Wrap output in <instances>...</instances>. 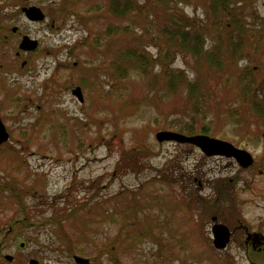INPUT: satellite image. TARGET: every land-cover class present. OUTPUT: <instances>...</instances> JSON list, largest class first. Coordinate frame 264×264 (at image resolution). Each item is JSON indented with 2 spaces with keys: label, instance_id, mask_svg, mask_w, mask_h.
Listing matches in <instances>:
<instances>
[{
  "label": "rangeland",
  "instance_id": "rangeland-1",
  "mask_svg": "<svg viewBox=\"0 0 264 264\" xmlns=\"http://www.w3.org/2000/svg\"><path fill=\"white\" fill-rule=\"evenodd\" d=\"M3 1L1 15L14 17L39 39L42 50L52 47L57 57L44 50L31 74L17 75L19 82L6 84H19L35 102L25 113L15 107L12 115L4 108L0 113L11 135L0 149V186L11 183L10 191L21 193L11 198L4 192L7 198L2 197L0 264H7L1 262L5 254L14 255L12 264H28L30 258L39 264H78L73 255L88 258V264H250L235 240L225 249H216L210 227L214 215L229 227L242 222L250 230L264 232V127L260 118L251 116L234 85L242 68L253 67L258 84L253 92L264 103V0H231L229 5L244 30L231 17L227 26L214 27L207 15L208 0H139L141 14L132 11L123 17L109 11L108 0H78L81 15L73 12L65 20L58 15L61 0ZM22 2L39 5L59 18L61 28L29 23L19 11ZM90 6L92 12L84 13ZM142 14L155 23L167 21L169 14L188 17L193 29L204 34L206 49L217 44L219 29L224 37L234 36V41L238 37L243 52L226 57L217 81L196 70L190 55L176 53L168 64L184 75V84L176 92L163 88L162 81L152 83L151 74H157L165 62L154 45L146 47L154 59L149 76L132 68L126 77L118 76L112 64L126 63L119 51L127 47L125 40L142 34L138 26L146 24ZM86 23L94 25V33L106 23L129 25L132 33L125 30L114 38L105 34L97 50L84 46L91 40ZM157 30L152 26L150 34H142L144 40ZM52 72L55 79L67 83H43ZM27 76L39 83L26 81ZM198 76L205 80L201 90L209 93L199 96L201 113L195 114L196 98L189 96L186 83ZM76 85L81 87L83 102L71 94ZM129 97L133 102L125 100ZM233 108L241 114L230 113ZM118 109L122 112L116 117ZM193 120L211 125L212 136L249 151L253 164L241 167L233 158L207 156L191 144L156 140L157 131H177L174 124ZM33 122L36 129L30 127ZM122 150L137 151V167L116 170ZM188 173L196 178L189 187L183 180ZM84 205L90 212L94 205L95 215L80 209ZM74 209L79 223L87 215L90 224L84 232L79 225L71 226L70 219L63 220ZM28 210L34 228L14 226L8 233L1 229L10 219L29 217ZM139 233L142 240L136 239ZM249 255L264 263V256Z\"/></svg>",
  "mask_w": 264,
  "mask_h": 264
},
{
  "label": "trees",
  "instance_id": "trees-1",
  "mask_svg": "<svg viewBox=\"0 0 264 264\" xmlns=\"http://www.w3.org/2000/svg\"><path fill=\"white\" fill-rule=\"evenodd\" d=\"M77 2L78 0H61L60 5L58 6V15L63 17L62 20H65L68 15L73 12L76 15H81V9L78 8ZM231 2V0H208V2L206 3V10L208 12L207 15L209 16V18H213L211 24L214 27L219 28L222 26H227L226 22L231 17L233 18L235 25H237L240 29L244 30V27H242L237 22L234 10L235 8L229 5L231 4ZM160 3L162 2L160 1ZM97 5L98 7H102L99 4H96V6ZM94 6L95 5H93V7ZM51 7L52 4L50 8L47 7L48 10H51ZM93 7H85L84 13L92 12L91 8ZM107 8L113 15L123 17L131 13L132 11L140 13L139 10L141 9V5L139 4V0H108ZM158 14L156 13V18L158 17ZM143 16L146 19V24H144L143 22L138 23V26L142 30V34H150L152 26H154L155 29H158L157 33L152 34L145 40L143 35L140 34L136 35L135 37H130L129 39L124 41L127 47L120 50L119 52L122 55L123 59L126 60V63L120 62L115 64L113 63V61H111V64L113 63L112 68L115 69V72L118 76L122 75V77H126L129 68L136 69L138 72H140L146 77L149 76V74H151L150 67L154 65V59L152 55L148 51H146V47L154 45L156 48L159 49L158 55H160V57L164 59L165 62H163L165 66L161 64L160 71L155 75L151 74L154 79L152 83H159L162 81L161 86L163 88H165L167 91L176 92L180 88V85L184 84L182 83L184 75L181 70L175 71L168 65L169 62L174 58V55L176 53L185 56L190 55L195 62L194 67L196 70L204 71V75L211 77L213 81H217L218 79L216 75L220 74V72H223L224 66L226 65V57L229 56L230 58V56H232L233 58H235V56H239L240 53L243 52V44L238 37L235 41L234 36L232 37L231 35H229L224 37V35H222V32L219 29L215 32L217 37V44L210 49H206L204 47V34L199 30L193 29V23L188 17L184 18L183 16H179L178 19L174 17V14H169L167 21L161 22L158 20V23H155L152 18H148L147 14H144ZM89 18L93 19V14L90 15ZM92 27L87 23L85 24L86 30H88V33L90 32L89 36L91 37V40L84 43V46H88V48L93 47L97 50H100V48L98 47L99 44H102L101 40L102 38H104L103 36L105 34H113L111 38H114L116 36H119L120 34H123L125 30L132 33V30L130 29L129 25H113L111 23H106L101 28H99V30L95 31L96 33H94ZM160 36H165V38ZM224 44L225 47H223ZM105 45L108 46L109 44L105 43ZM256 75L257 72H255L253 67H244L241 69V71H239L234 85H236V87L238 88V94L242 96L243 103L250 108L251 111L249 112H251V116H256L257 118H260L261 125L264 127V103L263 101H258L253 92L254 89L258 87V84L256 83ZM204 83L205 80L202 79L201 76H198L194 80L188 81L186 83L189 96L191 98H196L193 101V109L195 114H199V112L201 113L200 106L202 104V101L199 99V96H207L208 89L207 92L201 90ZM207 83L209 82L207 81ZM79 84H81V87L86 85V83ZM210 91L213 92L211 88ZM125 100H131V102H133V98L131 97ZM140 101H144L146 105L149 102L147 99H140ZM121 112V109H118L116 117H118ZM233 112L241 114L237 108H233L230 110V113ZM201 116L205 117V114L203 113V115ZM174 127H176L178 132H185V134L204 133L211 136L212 133L214 134L211 125H208L207 123L203 122H197L195 120H193V123L188 124L179 122L178 125L174 124ZM149 150L150 148L147 149V152ZM136 153L137 151H134L131 154L130 152L122 150L120 153V157L116 163V170L119 172L129 168L137 167L139 163V156ZM8 187L13 188V185L10 183ZM11 191L14 192V189H12ZM87 207L88 206L84 205L83 207H80V209ZM91 209L93 210V212H90V210L88 209L86 213H93V215H95L96 208L94 207V205H92ZM75 212L76 209L70 211V213L66 212L64 218H62L63 220L70 219L69 221L71 222V226L73 225L76 229L77 225H79L80 232H84L90 224L89 220L87 219V215L86 213H84L83 218L80 219L81 222L79 223V216H76ZM26 219H28V217H26ZM46 220L47 222H50L49 218H47ZM65 234L68 237V234ZM140 235L141 233L136 234V239L142 240ZM1 262L4 263L5 261L2 259Z\"/></svg>",
  "mask_w": 264,
  "mask_h": 264
},
{
  "label": "flooded vegetation",
  "instance_id": "flooded-vegetation-1",
  "mask_svg": "<svg viewBox=\"0 0 264 264\" xmlns=\"http://www.w3.org/2000/svg\"><path fill=\"white\" fill-rule=\"evenodd\" d=\"M3 4H0V93L2 92V96L0 97V113L2 108L5 111L6 114L12 115L14 114L12 112V107H15L18 113H25L29 110V108L32 107L33 103L35 102V99L32 98V96L27 95L25 92H23L20 88V85H12L8 86V84H15L19 82L17 80V77L20 76V74L28 73L31 74L33 72V69H35L34 61L36 60L37 56L41 54V52H45V54H53V58H56V53H54L55 49H51L52 47L41 49L40 47V41L38 38L33 37L28 31L25 30L22 24H19L18 21L14 19V17L10 16H3L1 13L5 9L4 1H0ZM22 6L19 7V11L23 14L24 18L32 24H46V28L48 29H54V28H61L59 26V18L52 17L44 11L45 9L41 8L39 5L35 4H29L28 2H22ZM31 5H35L39 7L44 16L41 19L37 18H30L26 15V13L23 11L24 7H28ZM47 22V23H44ZM43 28V26H42ZM31 40H36V43H34L33 47L31 48L30 44L27 42ZM64 69V68H63ZM55 72V71H54ZM52 72L49 77L43 78V83H67L64 82L65 79H55L56 73ZM18 75V76H17ZM28 78L26 81H29L31 79V76H27ZM22 82V81H20ZM30 82H35L33 79L30 80ZM41 83V82H40ZM77 86V85H76ZM73 89V88H72ZM71 89V90H72ZM72 94V93H71ZM44 98L48 99L47 95ZM46 102H49V100H43ZM23 105V109L20 111V106ZM38 109H40V105L36 106ZM8 111V112H7ZM17 113V114H18ZM3 116L0 114V120L2 124L4 125L6 131L8 132V139L4 142L0 143V149L1 147L9 140L10 138V131L6 124L4 123ZM36 123L30 124L31 129H36ZM35 127V128H34ZM25 131V130H24ZM27 145H21L22 148H25ZM15 148H11L10 151L14 150ZM212 156H224V155H212ZM226 157V156H224ZM230 158V157H227ZM196 178L190 175L188 173L187 177L184 180V182L187 183V186L191 185V183ZM198 184L202 186L201 180H198ZM8 184H4L2 187L0 186V205L3 198H7V195L4 193H9L13 195L11 198H18L21 197L20 192H12L8 187H6ZM14 185V184H13ZM12 188V187H11ZM10 191V192H9ZM25 193V192H24ZM29 211V210H28ZM26 211V212H28ZM264 218V217H263ZM26 217L20 218H13L10 219L7 224L4 226L2 225L1 229L5 230L7 233L14 231V226H25L26 228H34L35 221L31 219L30 211H29V217L28 221L25 220ZM211 221L213 224L215 223H221L225 225L228 228L229 231V239L226 243L225 247L222 249H225L229 242L231 240H235L238 243V246L241 248H244V254L245 257H247L250 261V264H264L259 262L258 260H252L251 256L249 255L250 252L253 253V255H259L264 256V232L262 229H255L250 230L244 223L240 222L238 225L234 227H229L227 224L218 222L217 216L214 217V215L211 217ZM264 222V219H263ZM212 224V225H213ZM211 225V227H212ZM210 227V230H211ZM213 241V238H212ZM22 244V245H21ZM19 245L21 247L23 246V242H20ZM6 255H3V260L5 262L12 264L15 262V257L12 254L10 255V258H6ZM257 256V257H259ZM31 259V258H30ZM29 259V260H30ZM28 260V262H29Z\"/></svg>",
  "mask_w": 264,
  "mask_h": 264
},
{
  "label": "water",
  "instance_id": "water-1",
  "mask_svg": "<svg viewBox=\"0 0 264 264\" xmlns=\"http://www.w3.org/2000/svg\"><path fill=\"white\" fill-rule=\"evenodd\" d=\"M23 11L30 18L41 19L44 16L42 10L35 5L24 7ZM27 43L30 44L32 48L34 46L33 44L36 43V40H31ZM71 93L76 97L79 102L84 101L83 93L80 86H75L71 90ZM155 138L158 142L175 141L179 143L192 144L207 156L224 155L226 157H232L241 167H248L253 164V157L249 151L244 148L237 147L233 143L225 139L210 136L208 134L196 133L187 135L178 131L165 129L157 131L155 133ZM7 139L8 132L6 131L4 125L0 120V143L6 141ZM211 234L213 238V246L217 249L224 248L229 239L228 228L221 223H215L211 227ZM6 258L9 259L10 255L7 254ZM73 259L78 264H88L89 262L88 258L79 255H73ZM28 264H39V262L37 259L31 258Z\"/></svg>",
  "mask_w": 264,
  "mask_h": 264
}]
</instances>
